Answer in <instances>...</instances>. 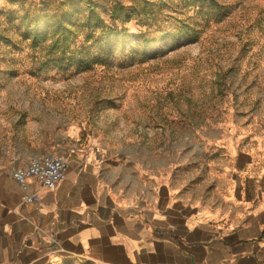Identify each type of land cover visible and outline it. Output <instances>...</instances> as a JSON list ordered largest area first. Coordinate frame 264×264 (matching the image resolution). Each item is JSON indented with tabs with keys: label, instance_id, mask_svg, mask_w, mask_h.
I'll return each instance as SVG.
<instances>
[{
	"label": "rangeland",
	"instance_id": "rangeland-1",
	"mask_svg": "<svg viewBox=\"0 0 264 264\" xmlns=\"http://www.w3.org/2000/svg\"><path fill=\"white\" fill-rule=\"evenodd\" d=\"M42 142L206 197L264 152V0H0V152Z\"/></svg>",
	"mask_w": 264,
	"mask_h": 264
},
{
	"label": "crops",
	"instance_id": "crops-1",
	"mask_svg": "<svg viewBox=\"0 0 264 264\" xmlns=\"http://www.w3.org/2000/svg\"><path fill=\"white\" fill-rule=\"evenodd\" d=\"M93 146L0 152V264H264V152L238 154L200 198L159 170L109 167ZM49 152L64 177L28 179L38 199L24 202L11 171Z\"/></svg>",
	"mask_w": 264,
	"mask_h": 264
},
{
	"label": "built area",
	"instance_id": "built-area-1",
	"mask_svg": "<svg viewBox=\"0 0 264 264\" xmlns=\"http://www.w3.org/2000/svg\"><path fill=\"white\" fill-rule=\"evenodd\" d=\"M66 170L65 157L57 152H50L41 157L32 158L27 165L15 168L11 176L23 189L24 202L36 201L38 198L29 189L28 179H34L43 187L52 188L64 177Z\"/></svg>",
	"mask_w": 264,
	"mask_h": 264
}]
</instances>
